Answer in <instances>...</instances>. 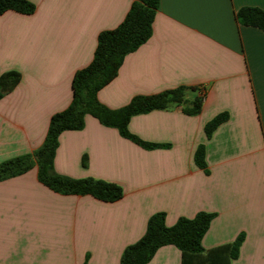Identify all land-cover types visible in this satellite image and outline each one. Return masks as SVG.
<instances>
[{
    "label": "crops",
    "instance_id": "0c3cea01",
    "mask_svg": "<svg viewBox=\"0 0 264 264\" xmlns=\"http://www.w3.org/2000/svg\"><path fill=\"white\" fill-rule=\"evenodd\" d=\"M26 1L32 14L0 15V163L43 144L98 35L115 29L133 2ZM244 7L264 10V0H159L151 38L125 57L97 98L115 110L135 96L196 88L183 105L130 119L131 134L165 147L145 150L88 115L82 130L61 133L55 171L116 184L123 196L108 203L57 194L38 181L36 166L1 181L0 264H120L160 212L167 227L215 214L204 250L243 235L231 264H264V31L237 23ZM200 91V113L184 114ZM219 114L228 119L207 139L204 126ZM199 145L208 173L194 163ZM148 264H181V254L164 246Z\"/></svg>",
    "mask_w": 264,
    "mask_h": 264
},
{
    "label": "trees",
    "instance_id": "16d2710c",
    "mask_svg": "<svg viewBox=\"0 0 264 264\" xmlns=\"http://www.w3.org/2000/svg\"><path fill=\"white\" fill-rule=\"evenodd\" d=\"M158 5L159 0H133L127 15L115 29L98 35L91 62L73 75L71 103L65 110L51 116L45 139L38 149L0 163V182L20 176L36 166L38 181L57 194L87 195L108 203L122 198L123 191L116 184L58 174L54 168V159L60 134L82 130L87 115L104 127L116 129L122 138L145 150L165 147L146 143L131 134L128 129L130 119L155 110H165L171 105H183L187 93L197 92L196 88L182 86L154 95L135 96L127 105L115 110L105 107L97 98L98 92L117 76L125 57L151 38ZM34 10L33 4L26 0H0V15L7 11L30 15ZM235 16L239 25L264 31L263 9L244 7ZM2 96L0 87V99ZM202 101L199 95L196 96L183 107V113L198 115ZM227 119V114H219L209 121L204 126L206 138L210 139L217 127ZM194 163L208 173L204 145L197 147ZM82 166H86V158H82ZM214 217L215 214L199 212L193 218H179L173 226L167 227L163 213L153 214L147 221L143 236L123 250L120 264H148L161 247L169 245L180 252L181 264H231L238 255L243 235H239L233 243L210 250L202 247V239Z\"/></svg>",
    "mask_w": 264,
    "mask_h": 264
},
{
    "label": "built area",
    "instance_id": "2783aa9c",
    "mask_svg": "<svg viewBox=\"0 0 264 264\" xmlns=\"http://www.w3.org/2000/svg\"><path fill=\"white\" fill-rule=\"evenodd\" d=\"M204 95H205V93L203 92V91H200L199 92V96L204 100Z\"/></svg>",
    "mask_w": 264,
    "mask_h": 264
}]
</instances>
